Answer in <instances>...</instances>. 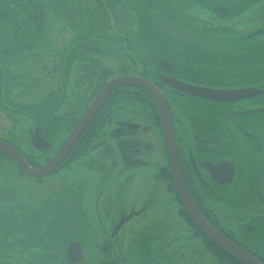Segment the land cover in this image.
I'll return each mask as SVG.
<instances>
[{"label": "flooded vegetation", "instance_id": "flooded-vegetation-1", "mask_svg": "<svg viewBox=\"0 0 264 264\" xmlns=\"http://www.w3.org/2000/svg\"><path fill=\"white\" fill-rule=\"evenodd\" d=\"M35 1L38 0H8L9 3L3 6L0 12V22L2 21L1 23H4L6 27L3 31L8 30L12 35L11 38L20 39L25 44L30 41V36L26 33L28 22H23V19L19 21L18 16L22 13L21 11L29 10L32 13L31 20L35 21L37 16L41 17L40 11L45 10L41 8L44 5H32L30 8L27 6L35 4ZM101 1L103 3L101 5L104 6L103 0ZM196 1L197 14L205 12L209 15L211 13L204 10L205 2ZM207 1L214 7V10L227 13V9L223 8L218 1ZM109 2L115 4L114 8L119 7L118 22L129 24L132 20V13L128 11L130 7L127 6L128 3L123 1L120 5L119 0H109L108 4ZM55 6L62 12V15L65 10L67 19L62 24L67 26L69 32L73 31L78 34L80 29L72 28L74 21L71 20L72 13L76 12V9L65 2L49 0L50 10L48 11L54 12L52 8ZM102 6H98L99 14L104 13ZM12 7L15 11H12ZM86 12L88 14L87 9ZM83 18L86 16L82 14L81 19ZM220 20L230 22L227 18ZM103 21L107 27H111V30L116 29L118 37L123 39H119L120 42L130 37L121 25L115 24L113 27L108 17L103 18ZM88 35L87 33L78 34L74 44L71 42L64 53L83 54L80 59L85 68L80 72L79 77L82 81L99 82L102 77H99L97 72L98 75L95 73V77H89L90 69L87 67L95 60V56H91V53L96 52V48L88 47L86 44L85 37ZM3 37L4 35L1 34L0 38ZM115 40L117 38L109 39L111 43H115ZM194 45L199 46L195 43ZM156 63L157 66L152 67L149 61L148 67H143L142 73H139H141L140 76L155 84L163 96L174 140L177 169L190 198L201 216L214 229L264 263V233H262L263 228L260 221L264 220V86L245 87L256 88L255 90L262 91V94L237 100L228 97L219 101L193 95L166 84L165 79L182 81L173 75L178 66L163 59ZM1 67L0 65V264H55L52 211L43 210L46 212H43L44 217L41 221L39 218L32 217L39 215V201L45 198V196H40V186L61 173L71 174L76 168L75 163L82 158L86 160L92 158L96 152L101 155L97 154L100 158L110 161L112 176L118 173L124 177L123 172H127L126 178H132L134 181L137 176L138 181H149L147 184L156 188L164 185L166 192L171 194L178 205L180 214L184 217L182 213L185 212L190 219L176 190L161 122L149 92L139 86L117 87L97 111L63 163L51 174L34 178L24 173L16 159L25 161L34 171H39L48 165L61 151L104 86H98V84L90 86L91 94L88 93L87 83L85 86H71L70 92L66 93L64 98L63 106L65 102L68 103L64 109L65 112L58 118L53 115L57 111L55 104L50 103L48 111L44 114L38 115L39 112L34 115L23 114L22 106H18L15 100L2 98V91L4 88L8 90V86H2L4 76ZM65 70L66 66L63 67V71ZM125 73L132 72L124 70L119 74L124 75ZM6 76L9 80L8 71ZM194 87L221 91L245 89L239 86ZM121 96L124 97L121 98ZM122 100L130 101L133 106L138 105L139 110L121 113L123 107L116 106ZM171 103L186 110L191 107L190 111L196 113L193 116L195 121L187 117H177ZM207 112L210 113V117ZM94 119L96 123L92 124ZM217 119L222 124V119L225 122L224 129L218 131L225 137L223 146L215 143L209 144L214 139V132L200 131L205 125V129L210 127L207 120H211L214 129V121ZM187 122L190 123L191 130L186 127ZM107 123L112 127L106 131L104 129ZM152 133L157 136L151 138L149 134ZM208 135H213V137L210 139ZM2 147H5V150ZM92 159L93 162H88L85 168L90 170L95 168L101 172L106 170L105 164L99 162L98 159ZM84 164L79 168L84 169L81 168ZM153 167L154 170L151 172ZM144 174L147 176L143 177ZM122 177L116 185V190L123 187L122 182L126 178ZM99 183L100 194L95 198L96 208L90 210L97 218L101 209L105 210L108 216L112 213L110 209L112 202L106 197L105 192L111 180L100 178ZM232 196L237 199H235L237 202L233 204ZM82 200L85 202L84 198ZM92 204L95 207L93 202ZM142 213L143 209L130 208L127 211L124 209L118 215L116 212L113 217L115 221L109 227H107L108 220L105 221L102 225L104 231L100 241L93 242L95 264H124L125 257L118 248V235L125 225L136 215ZM67 219L70 220L69 217ZM185 219L189 223L188 219ZM190 230L193 231V237L200 238L206 250L210 251V245L206 242L207 237L194 223L190 224ZM46 232L50 235L45 236ZM73 245H79L80 248L81 258L77 263L75 261L78 258V252L75 246L72 249ZM212 254L216 257L214 253ZM84 256V246L78 239H69L65 242L64 256L61 257L64 264H79Z\"/></svg>", "mask_w": 264, "mask_h": 264}, {"label": "rangeland", "instance_id": "rangeland-1", "mask_svg": "<svg viewBox=\"0 0 264 264\" xmlns=\"http://www.w3.org/2000/svg\"><path fill=\"white\" fill-rule=\"evenodd\" d=\"M58 1L76 9L72 13V28L80 29L78 34L90 35L85 37L86 44L96 48V52L91 53L95 60L87 68L98 72L99 77L102 67L111 72L110 78L121 75L119 73L124 70L132 72L131 75H140L142 68L148 67L149 61L152 67H156V61L163 59L178 66L173 75L187 85L239 88L264 86V0H216L227 9V13L214 10L207 0H198L199 3L205 2L204 10L211 12L209 15L205 12L197 14L196 0H119L120 5L125 1L130 6L128 11L132 13V20L129 24L118 22L119 7L114 8L112 2L108 4L109 0H103L104 6L101 0ZM7 3L8 0H0V12ZM38 4L44 5L41 8L45 10L40 11L41 17L37 16L35 21L30 19L32 13L29 10L21 11L18 16L19 21L23 19V22H28V44L11 38L8 30L3 31L5 24L0 22V35H4L0 38V65L4 76L2 86H8V90L3 89L2 98L15 100L18 106H22L23 114L29 115L37 112L38 115L44 114L48 111L49 103L55 104L57 111L53 115L58 118L65 112L68 103L65 102L63 106L64 98L71 86H85L87 83L88 93L91 94L90 86H96L97 83L90 84V81H82L79 77L85 68L80 59L83 54L64 53L78 37L77 33L69 32L67 26L62 24L67 19L65 10L63 15L57 6L52 8L54 12L48 11L49 0H38L27 6L30 8ZM97 5L103 7L104 13L99 14ZM12 11H15L14 7ZM82 14L86 18L81 19ZM106 17L113 27L115 24L121 25L131 39L127 37V40L120 42L122 38L118 37L116 29L111 30L103 21ZM224 18L230 22L220 20ZM111 37L117 38L115 43L109 41ZM194 43L199 46H193ZM65 66L66 70L63 71ZM118 106L123 107V114L139 110L138 105L133 106L127 100L120 101ZM171 106L177 117L195 121L193 116L196 113L190 111L191 107L186 110L175 103H171ZM207 114L210 117V113ZM222 122L218 119L214 121L216 131L211 120H207L210 127L205 129V125L200 129L214 132V139L209 144H225L223 133L218 132L224 129V119ZM111 127L107 123L104 130H110ZM186 127L192 129L189 122ZM149 135L151 138L157 136L155 133ZM208 137L211 139L213 135ZM97 154L92 155V158L107 166L104 172L85 168L93 159L82 158L75 163L76 168L71 174L61 173L40 186V196L45 198L39 201V215L32 217L41 221L43 212L52 211L55 264L65 263L61 257L64 256L65 242L69 239H78L84 246L85 256L79 264H95L93 242L100 241L104 231L102 225L108 220L109 227L115 221L113 217L116 212L118 215L121 210L130 208L143 209V213L136 215L118 235V248L125 257L124 264L217 263L216 257L206 250L202 240L193 237L190 224L180 214L178 205L166 192L164 185L156 188L147 184L149 181H138L137 176L134 181L126 178L127 172H123L124 177L118 173L112 176L110 161ZM83 163L81 168L84 169H80ZM153 170L154 167L151 172ZM121 177L129 179H124L123 187L116 190ZM100 178L111 180L105 192L112 202V213L108 216L101 209L97 218L90 210L96 208ZM231 199L232 204L237 202L236 197L232 196ZM260 221L264 233V220ZM48 235L46 232L45 236Z\"/></svg>", "mask_w": 264, "mask_h": 264}, {"label": "water", "instance_id": "water-1", "mask_svg": "<svg viewBox=\"0 0 264 264\" xmlns=\"http://www.w3.org/2000/svg\"><path fill=\"white\" fill-rule=\"evenodd\" d=\"M19 1V0H18ZM164 82L176 89L183 90L185 92L191 93L193 95L216 99L219 101H223L228 97H233L232 99H245L254 95L262 94V91H258L255 89H242V90H231V91H221V90H208V89H200L191 85L184 84L181 81L176 79H165ZM119 86H139L145 89L151 95V98L156 106L158 116L161 122L162 132L164 134L165 145L168 151V157L170 161L171 170L174 177V182L176 186V190L179 194L180 200L182 202L183 207L186 209L191 221L199 228V230L207 236L210 240L216 243L220 248L228 252L229 254L235 256L237 259L243 261L246 264H264L261 262L255 255L250 253L249 251L241 248L236 245L234 242L223 236L216 229H214L199 213L196 209L192 199L190 198L183 182L181 176L178 171V166L175 161L174 156V140L171 131V126L169 122L168 110L163 99V96L158 89V87L153 84L151 81L146 79L145 77L138 75H121L111 79L103 89L99 92V94L95 97L91 105L88 107L86 113L83 118L80 120L76 128L73 130L70 137L65 142L61 151L54 157V159L46 165L44 168L39 171H34L30 169L25 161L20 159H16L17 162L22 167L24 173L31 177H44L52 172H54L65 160L67 155L70 153L71 149L75 145L76 141L79 139L83 131L90 124L97 111L101 108V106L105 103L110 94ZM5 150V147H2ZM77 248L78 258L75 263L79 262L81 258L79 245H73L72 249Z\"/></svg>", "mask_w": 264, "mask_h": 264}, {"label": "trees", "instance_id": "trees-1", "mask_svg": "<svg viewBox=\"0 0 264 264\" xmlns=\"http://www.w3.org/2000/svg\"><path fill=\"white\" fill-rule=\"evenodd\" d=\"M89 69H90V76L89 77H95V73H96L95 70H93L91 67H89ZM97 73H96V75H98ZM100 76L102 78L99 82L94 81L98 84V86H102L107 82V80L111 77V72L107 68L102 67V72H101ZM89 81L91 82L93 80H89ZM111 100H112V98H111ZM98 115H100V114H98ZM93 123H96V119H94L92 124ZM182 214L184 215L185 218L188 219L189 223L193 225L192 221L188 218L187 214L185 212H183ZM206 242L208 245H210L209 246L210 251L216 255V258L218 260L217 264H246L243 261L237 259L235 256L229 254L228 252H226L225 250L220 248L217 244L211 242L208 238H206Z\"/></svg>", "mask_w": 264, "mask_h": 264}]
</instances>
